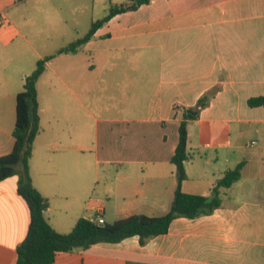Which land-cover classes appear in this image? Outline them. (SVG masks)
Segmentation results:
<instances>
[{
	"label": "crops",
	"instance_id": "obj_1",
	"mask_svg": "<svg viewBox=\"0 0 264 264\" xmlns=\"http://www.w3.org/2000/svg\"><path fill=\"white\" fill-rule=\"evenodd\" d=\"M127 1L0 0V157L14 148L26 77L56 55L37 82L30 176L57 232L96 214L106 223L167 214L190 110L199 115L187 120L182 190L218 188L221 206L145 244L134 236L59 252L53 264H264V106L249 104L264 98V0H150L57 54ZM240 164V179L219 187ZM18 187V175L0 181V264H17L31 222Z\"/></svg>",
	"mask_w": 264,
	"mask_h": 264
},
{
	"label": "trees",
	"instance_id": "obj_2",
	"mask_svg": "<svg viewBox=\"0 0 264 264\" xmlns=\"http://www.w3.org/2000/svg\"><path fill=\"white\" fill-rule=\"evenodd\" d=\"M149 2L150 0H128L119 5H112L109 13L103 19L94 22L84 37L62 48L57 54L77 52L113 17L136 10ZM55 56L40 60L35 71L26 77L24 90L16 99L14 148L10 154L0 157V181L18 175V191L27 201L30 210L31 222L25 240L17 248V264H53L59 252L87 250L97 244H115L134 236H138L140 242L145 244L151 238L168 233L175 219L197 218L210 214L221 206V194L218 188L209 197L186 194L182 190V184L187 178L185 162L189 159L187 120L199 115V112L192 114L193 111L190 110L186 112L185 120L180 125L179 143L172 157V162L176 165L177 188L167 214L159 217L132 215L105 224H94L86 218H80L71 233L57 232L45 216L49 206L48 200L34 187L30 176L34 142L42 129L37 82L45 72L46 64ZM249 104L253 107L264 106V98H253ZM242 168L243 164H240L234 170L227 172L219 181V187H230L238 181Z\"/></svg>",
	"mask_w": 264,
	"mask_h": 264
},
{
	"label": "built area",
	"instance_id": "obj_3",
	"mask_svg": "<svg viewBox=\"0 0 264 264\" xmlns=\"http://www.w3.org/2000/svg\"><path fill=\"white\" fill-rule=\"evenodd\" d=\"M87 219L94 224H105L106 223L104 216L102 214H96V215L90 216Z\"/></svg>",
	"mask_w": 264,
	"mask_h": 264
},
{
	"label": "water",
	"instance_id": "obj_4",
	"mask_svg": "<svg viewBox=\"0 0 264 264\" xmlns=\"http://www.w3.org/2000/svg\"><path fill=\"white\" fill-rule=\"evenodd\" d=\"M192 114H195V112H191Z\"/></svg>",
	"mask_w": 264,
	"mask_h": 264
}]
</instances>
